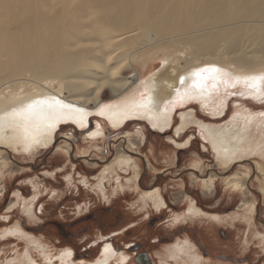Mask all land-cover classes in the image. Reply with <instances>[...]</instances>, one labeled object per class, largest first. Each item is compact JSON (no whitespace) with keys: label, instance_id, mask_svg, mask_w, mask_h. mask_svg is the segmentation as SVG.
Listing matches in <instances>:
<instances>
[{"label":"rangeland","instance_id":"obj_1","mask_svg":"<svg viewBox=\"0 0 264 264\" xmlns=\"http://www.w3.org/2000/svg\"><path fill=\"white\" fill-rule=\"evenodd\" d=\"M126 47L130 54L138 49L133 40ZM157 55L144 71L137 65V72L145 76L157 71L164 58ZM131 72L127 68L121 75L125 78ZM225 88L212 94L207 105L194 100L179 106L164 133L135 120L118 131L104 125L102 140L92 141L86 138L96 127L93 116L84 131L62 127L48 148L31 154L3 149L0 264H58L48 258L66 249L73 252L71 264H88L99 259L106 244L118 255L127 254L128 264H137L140 253L151 264H160L159 257L176 244L192 247L205 264H264V92L246 94L242 85ZM105 90L103 106L119 102ZM234 91L238 95L233 96ZM186 113L214 128L233 127V122L245 126V142L252 144L250 150L245 148L247 156L232 164L217 162L198 125L177 132ZM122 132L134 141L143 133L139 151L129 147L127 138H120ZM119 144L137 163V179L132 169L114 166ZM198 165L203 173L196 171ZM106 169L102 191L97 184ZM236 174L247 176L246 190H234L229 180ZM209 177L214 178V188L206 194L202 184ZM151 190L164 201L160 211L149 200L142 203V194ZM191 202L200 211L197 216H187ZM244 202L252 205L251 211L242 207ZM163 263L184 264L165 257Z\"/></svg>","mask_w":264,"mask_h":264},{"label":"bare ground","instance_id":"obj_2","mask_svg":"<svg viewBox=\"0 0 264 264\" xmlns=\"http://www.w3.org/2000/svg\"><path fill=\"white\" fill-rule=\"evenodd\" d=\"M130 40L138 47L134 54L126 47ZM159 53L164 56L159 61L162 66L140 75L137 65L144 71L149 60L153 61ZM205 65L228 73L224 79L264 72V0H0V176L6 165L3 149L31 154L48 148L62 127L75 126L84 131L91 126L93 116L96 127L86 138L92 141L102 140L104 125L118 131L135 120L148 122L164 133L179 106L194 100L207 105L212 94L226 89L224 83L212 80L201 81L202 92L191 87L190 79L184 85L180 83V76ZM127 68L133 72L123 78L121 72ZM140 77L144 78L142 83ZM240 85L246 94H252ZM105 89L119 102L103 106ZM177 89L196 94L181 102L176 97ZM52 96L84 108L85 113L65 116L54 129H47V121L39 115L19 126L10 122L9 113L14 109L33 99ZM142 104L146 106L141 107ZM36 111L39 113V109ZM194 116L182 115L177 132L183 134L188 125H198L214 159L224 165L247 156L245 148L250 150L252 144L245 142V126L233 122V127L230 124L214 128L196 122ZM138 134L135 141L129 139L127 132H122L120 138H127L129 147L139 151L144 137L143 133ZM64 150L69 153L68 148ZM115 158L114 166L132 169L137 179V163L126 155L122 144L117 145ZM106 171L97 184L100 190ZM196 171L203 173V166L198 165ZM246 179L247 176L236 174L229 181L234 190L244 191ZM213 188V177L203 180L204 193H213ZM148 200L157 211L165 205L157 190L142 194V203L147 204ZM194 204L191 202L188 207L187 216L200 213ZM242 207L252 210L248 202ZM72 255V250L66 249L48 260L55 258L58 264H71ZM164 257L184 264H205L192 247L184 244H176L162 254L160 264ZM111 261L126 264L128 257L125 253L118 255L106 244L99 259L88 264Z\"/></svg>","mask_w":264,"mask_h":264},{"label":"snow or ice","instance_id":"obj_3","mask_svg":"<svg viewBox=\"0 0 264 264\" xmlns=\"http://www.w3.org/2000/svg\"><path fill=\"white\" fill-rule=\"evenodd\" d=\"M228 76V73L223 72L222 69L214 65H205L202 67H195L187 76L182 75L179 79L182 85L186 84L190 79L192 81L191 87L193 89H199L201 92L204 88L201 81L206 80L224 83L226 87L230 83L233 89H235L237 85L243 84L251 91L260 90L261 92H264V74L244 75L224 79V77ZM213 87H216V84H213ZM195 94V92L185 91L181 93L179 89L176 90V97L181 102H183L185 98L192 99ZM232 95L235 96L238 95V93L234 91ZM172 102L175 103L176 101L174 100ZM140 106L145 107L146 105L142 104ZM37 109H39V113H37ZM73 113L82 116L85 113V110L82 107L77 108L72 104L65 103L62 99L52 96L48 98L33 99L19 108L14 109L9 113V117L11 123L19 126L20 124H26V122L31 120L34 116L39 115L42 119L47 121V129H54L60 119ZM261 115L264 116V112H261Z\"/></svg>","mask_w":264,"mask_h":264},{"label":"water","instance_id":"obj_4","mask_svg":"<svg viewBox=\"0 0 264 264\" xmlns=\"http://www.w3.org/2000/svg\"><path fill=\"white\" fill-rule=\"evenodd\" d=\"M137 264H151L146 254H138L135 258Z\"/></svg>","mask_w":264,"mask_h":264},{"label":"flooded vegetation","instance_id":"obj_5","mask_svg":"<svg viewBox=\"0 0 264 264\" xmlns=\"http://www.w3.org/2000/svg\"><path fill=\"white\" fill-rule=\"evenodd\" d=\"M139 247H140V245L137 246V248H139ZM135 262H136V261H135Z\"/></svg>","mask_w":264,"mask_h":264}]
</instances>
